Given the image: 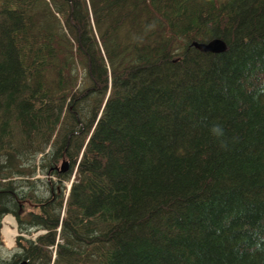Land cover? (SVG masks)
<instances>
[{"label":"trees","instance_id":"trees-1","mask_svg":"<svg viewBox=\"0 0 264 264\" xmlns=\"http://www.w3.org/2000/svg\"><path fill=\"white\" fill-rule=\"evenodd\" d=\"M6 212L1 263L264 264V0H0Z\"/></svg>","mask_w":264,"mask_h":264},{"label":"water","instance_id":"water-1","mask_svg":"<svg viewBox=\"0 0 264 264\" xmlns=\"http://www.w3.org/2000/svg\"><path fill=\"white\" fill-rule=\"evenodd\" d=\"M192 44L202 51H212V52L223 51L227 46L226 41L221 37H212L206 41L193 40ZM65 168H67V161L62 160L59 165V170H63ZM0 264H26V261L23 259L15 263H0Z\"/></svg>","mask_w":264,"mask_h":264},{"label":"rangeland","instance_id":"rangeland-1","mask_svg":"<svg viewBox=\"0 0 264 264\" xmlns=\"http://www.w3.org/2000/svg\"><path fill=\"white\" fill-rule=\"evenodd\" d=\"M37 176L38 177H41L42 174L40 172H37L36 171V173L34 174L33 177H37ZM16 232H17V230H16ZM0 237H1L0 240H1V243H2V246H1L2 252L0 253V255L2 257H5L7 259L9 257V254L11 252L12 247L14 246V238H15V236L12 239L11 247H7V246L4 245V241H6V240H2V239H4V236L3 235H0Z\"/></svg>","mask_w":264,"mask_h":264},{"label":"bare ground","instance_id":"bare-ground-1","mask_svg":"<svg viewBox=\"0 0 264 264\" xmlns=\"http://www.w3.org/2000/svg\"><path fill=\"white\" fill-rule=\"evenodd\" d=\"M12 232H13V230L10 227L4 226L1 229V233H2V235H4V239L6 240L7 244H9L11 242L10 235H11Z\"/></svg>","mask_w":264,"mask_h":264},{"label":"crops","instance_id":"crops-1","mask_svg":"<svg viewBox=\"0 0 264 264\" xmlns=\"http://www.w3.org/2000/svg\"><path fill=\"white\" fill-rule=\"evenodd\" d=\"M2 218L6 220L11 228H15V219L14 216L10 213H5Z\"/></svg>","mask_w":264,"mask_h":264},{"label":"clouds","instance_id":"clouds-1","mask_svg":"<svg viewBox=\"0 0 264 264\" xmlns=\"http://www.w3.org/2000/svg\"><path fill=\"white\" fill-rule=\"evenodd\" d=\"M212 131L217 135V136H220L222 135V129L219 128V126H214Z\"/></svg>","mask_w":264,"mask_h":264}]
</instances>
